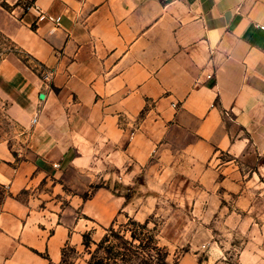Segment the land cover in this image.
<instances>
[{"label": "crops", "instance_id": "obj_1", "mask_svg": "<svg viewBox=\"0 0 264 264\" xmlns=\"http://www.w3.org/2000/svg\"><path fill=\"white\" fill-rule=\"evenodd\" d=\"M12 13L0 89L28 136L23 151L0 144V264H59L122 215L107 188H65L70 171L146 167L176 147L202 166L226 155L224 183L249 160L264 176V0H30Z\"/></svg>", "mask_w": 264, "mask_h": 264}, {"label": "rangeland", "instance_id": "obj_2", "mask_svg": "<svg viewBox=\"0 0 264 264\" xmlns=\"http://www.w3.org/2000/svg\"><path fill=\"white\" fill-rule=\"evenodd\" d=\"M29 3L0 0V24L7 23L15 7L27 11ZM13 50L0 29V56ZM5 94L0 89V144L23 151L28 130L14 118ZM249 161L246 166L233 165L238 178L230 183H224L220 173L228 162L226 155L219 154L218 161L202 166L176 147L146 167L64 174L57 180L69 191H79L87 198L98 188H107L125 199V207L110 227L99 228L96 236L84 235H89L90 247L84 245V238L79 249L67 247L59 264H88L110 230L131 243V235L136 234L135 246L141 239H151L147 255L139 250L133 264L160 254L165 264H264V176L257 175V161ZM8 196L7 188L0 186V208ZM28 198L29 192L21 195V200Z\"/></svg>", "mask_w": 264, "mask_h": 264}, {"label": "trees", "instance_id": "obj_3", "mask_svg": "<svg viewBox=\"0 0 264 264\" xmlns=\"http://www.w3.org/2000/svg\"><path fill=\"white\" fill-rule=\"evenodd\" d=\"M141 229H145V226L139 225ZM133 243L138 240L136 234L131 235ZM112 239H117L118 243H112ZM139 246L133 245V243L124 240V238L120 237L119 234H116L114 230H110V233L103 238V240L98 244V249L96 253L92 256L90 262L88 264H133L139 255V250H142L143 253H146V250L153 243L151 239H141L139 240ZM84 245L88 248L90 247L89 235L84 236ZM127 246H132L137 250L133 252L131 248ZM155 248V247H154ZM149 257V256H147ZM151 261V262H149ZM142 264H165L164 256L159 255L155 259H147L145 262H141Z\"/></svg>", "mask_w": 264, "mask_h": 264}, {"label": "built area", "instance_id": "obj_4", "mask_svg": "<svg viewBox=\"0 0 264 264\" xmlns=\"http://www.w3.org/2000/svg\"><path fill=\"white\" fill-rule=\"evenodd\" d=\"M259 27H260V29H262L264 31V26L259 25ZM51 77H52V73H50V72H46L43 74V79L45 81H49L51 79Z\"/></svg>", "mask_w": 264, "mask_h": 264}, {"label": "water", "instance_id": "obj_5", "mask_svg": "<svg viewBox=\"0 0 264 264\" xmlns=\"http://www.w3.org/2000/svg\"><path fill=\"white\" fill-rule=\"evenodd\" d=\"M41 99H43V95H41Z\"/></svg>", "mask_w": 264, "mask_h": 264}]
</instances>
